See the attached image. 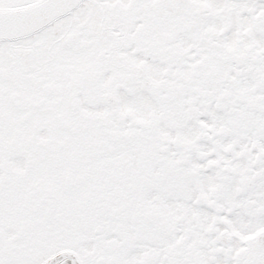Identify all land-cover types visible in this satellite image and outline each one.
I'll return each mask as SVG.
<instances>
[{"label":"snow or ice","instance_id":"obj_1","mask_svg":"<svg viewBox=\"0 0 264 264\" xmlns=\"http://www.w3.org/2000/svg\"><path fill=\"white\" fill-rule=\"evenodd\" d=\"M0 264H264V0H0Z\"/></svg>","mask_w":264,"mask_h":264}]
</instances>
